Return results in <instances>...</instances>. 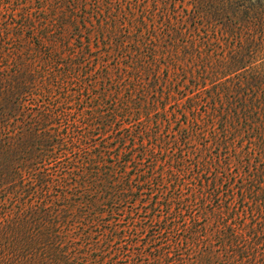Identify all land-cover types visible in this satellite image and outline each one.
Segmentation results:
<instances>
[{"label": "trees", "instance_id": "trees-1", "mask_svg": "<svg viewBox=\"0 0 264 264\" xmlns=\"http://www.w3.org/2000/svg\"><path fill=\"white\" fill-rule=\"evenodd\" d=\"M0 264H264V0H0Z\"/></svg>", "mask_w": 264, "mask_h": 264}]
</instances>
